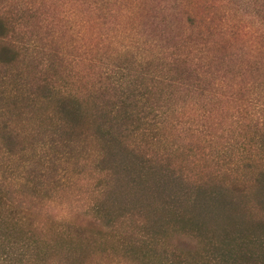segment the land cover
<instances>
[{"label":"rangeland","instance_id":"rangeland-1","mask_svg":"<svg viewBox=\"0 0 264 264\" xmlns=\"http://www.w3.org/2000/svg\"><path fill=\"white\" fill-rule=\"evenodd\" d=\"M0 16L11 23L13 40L27 49L21 52L24 75L32 83L48 78L53 86L67 85L79 95L109 87L113 103L107 100L108 109L119 106L115 90L120 88L109 80L111 75L115 81L125 75L124 81L133 80L138 90L149 87L151 103L161 107L152 124L159 125L162 139L150 148L140 147L153 157L150 166L169 165L192 191L198 184L216 188L239 180L251 199L257 193L253 179L264 168V0H0ZM20 108L5 116L0 112V163H6L1 140L8 125L17 135L13 142L19 152L13 170L21 166L24 173L26 163L44 164L50 186L48 196L33 195L24 189L28 170L17 182L0 167V190L11 191L13 201H23L33 218L30 225L8 220L9 212L0 214V264L18 263L22 253L12 248L28 238L36 243L38 257H24L25 264H168L172 254L189 263L199 257L203 244L177 232L174 223L151 255L149 248L131 247L143 226L160 216L170 218L166 195H179V183L173 184L170 177L151 179L148 187L169 185L161 193H148L144 183L139 184L144 174H137L128 159V165L122 162L120 148L110 152L92 141L88 147L77 143L73 158H60V150L55 154L46 148L51 141L60 142L41 127L40 111L49 115L47 110L26 103ZM144 113L150 112L145 108ZM82 124L81 130L88 133L91 124ZM125 140L133 146L137 138ZM95 150L105 160L93 159ZM248 159L254 165L250 174H228L218 163L227 160L242 169ZM109 170L114 174L110 181ZM98 184H108L109 194L99 197ZM99 202L115 219L117 230L87 214L89 205ZM257 208L260 217L263 212ZM185 210L192 208L185 204L177 214ZM231 216L217 218L227 231L242 225V214ZM120 237L130 247L122 245ZM6 244L13 254L10 261H1Z\"/></svg>","mask_w":264,"mask_h":264},{"label":"trees","instance_id":"trees-1","mask_svg":"<svg viewBox=\"0 0 264 264\" xmlns=\"http://www.w3.org/2000/svg\"><path fill=\"white\" fill-rule=\"evenodd\" d=\"M13 32V27L9 20L0 16V112L3 116L11 110H21L20 105L22 103H26L29 108L34 110H40L39 107L42 106L49 115L43 110L40 111L41 116H43L41 127L46 131L45 133L52 135L53 138L57 136L58 141H60L56 143L51 141V146H46V148L48 151L55 152V154L60 150V158L64 157V159L68 160L73 158L75 155L73 151L76 150L77 143H83L85 147H88V142L92 141L101 146L103 150L110 152L120 148L118 156L121 154L122 162L128 165L127 161L129 160L137 166V171H135L137 174H144L143 177L139 176L141 180L139 184L144 183L148 193H153L154 191L161 193V190L166 189V186L169 185L165 184L166 186L164 185L163 187L157 185L154 188L150 184L151 187H148L147 183L151 179L153 181L158 177H170L169 179L173 180V184L175 182V184L178 185L179 183L181 186L179 195H166V197L168 196L167 203L172 207L168 209V213L171 214L170 218L168 215V219L160 216L156 222L151 225L148 224L150 226H143L142 236L139 240L137 239V241L133 242L131 247L139 248L142 246L149 248L147 256L151 255L158 240L164 236L167 229L172 227L174 223L173 226L177 232L184 234V236H189L193 240H199L203 244L204 249L199 257L190 263L187 258L183 259L181 255L177 258L172 254V257H169L170 260H168L170 264H264V168L260 169L253 179L257 193L253 194L252 199L247 188L245 187L246 189H244V186L239 185V180L234 181L230 185L219 183V185H216L217 189L214 185L198 184L192 191L191 185L182 174H172L169 165L160 164L159 168L150 166L149 164L152 163L153 157L145 153V151V154H143L140 149V147H148L151 143L162 140L159 139L160 128L157 127L159 125L156 123L152 124V121L160 116L157 110H161V107H156L155 104L151 103L154 101V95L149 87L146 86L147 90H138L133 80L128 83L124 81L125 75L119 77L120 79L117 78L116 81L115 76L111 75L109 80L115 85L118 83L116 86H119L122 91L118 88L115 90L119 92L118 102L115 103L119 106L108 109L107 100H109L110 104L113 103V98H110L112 89L109 87L79 95L69 90L67 85L53 86L48 78H40L38 82L32 83L24 75V60L21 52L27 49L13 40ZM21 63L23 65H20ZM125 84L126 87L124 88ZM143 101L148 102L145 105H141ZM145 108L149 110V114L153 116V119L148 117L149 114L146 115L144 113ZM82 122L91 124L92 130L87 128L88 133L81 130V127L85 128ZM13 135L7 125L6 137L1 140V152L6 163L4 165L0 163V167L3 168V172L6 175L9 173L14 176L11 178L17 182H21V175L28 170V173H30L26 176L24 189L29 190L33 195H41L43 198L48 196V186H50L48 185L49 182L47 183L48 168L44 167V164L40 166L34 162L26 163L22 167L24 168V173L19 171L21 166L18 170H13V163L17 161L16 158L19 155V152L14 148L16 143L13 142V138H16L17 135ZM142 135L144 138L139 139ZM126 137L137 138L135 141L136 145H127ZM141 142H144L145 146ZM130 147L133 148L132 151L129 150ZM61 148L66 150V156H63ZM260 149L264 155V142L260 144ZM247 150L244 148V152ZM124 152H127V156H125ZM242 154L238 155L240 156L239 158H241ZM99 155L97 150H95L93 159L96 160ZM99 158L103 159V156ZM247 161L242 169L238 166L234 168V165H231L227 160H222V162L219 160L218 163H221V169L228 174H238L237 172L240 171L250 174L254 165L251 159ZM7 162L10 164L6 165ZM100 163L103 162L100 160ZM79 164L76 162L75 166L80 169ZM34 165L39 166L38 170L33 168ZM126 169L130 171V169ZM103 171L106 170H99L98 172L103 173ZM80 173L81 170L78 174L80 175ZM106 175L109 176L110 181L114 174L109 170ZM135 179L133 180L134 182L136 181ZM7 181L4 179L3 185H7ZM108 189V184H101L98 188L96 187V193L100 197L103 194H109L107 193ZM184 202H188L185 204L191 206V212H186L185 210V214H177L179 208L182 209L185 205ZM174 205H177V207L174 208ZM257 205L260 206V210L263 212L260 217L257 215ZM105 210L103 202H99L89 205L87 214L98 223L107 225L106 228L109 230H117L115 219L108 215ZM2 212H9L8 220L12 222L24 220L31 225V220H33L24 202L21 200L13 201L11 191L8 190L6 192L0 190L1 215ZM238 212L242 214V225L236 227L235 231H227L223 224L217 222L218 219L227 218L226 216L232 219V213ZM195 213H198V215L203 214L207 219L195 216ZM252 214L253 219L250 218ZM126 215L119 214L120 217ZM206 220H213L216 226L220 225V227H212L211 223ZM177 225H180L178 226L179 229ZM120 235L122 234L120 233ZM23 241L25 242L16 243V246L12 248V250L17 249L15 254H18V251L22 253L19 254L21 259L16 264H25L24 257L27 256L33 257L35 254L38 257V252L35 249L36 243L30 238ZM119 241L122 245L130 247L131 243L129 245L126 244L123 238ZM3 250L5 253L1 261L5 259L10 261V256H12L13 252H7L10 251L7 244ZM171 258L177 259L178 263H174Z\"/></svg>","mask_w":264,"mask_h":264}]
</instances>
